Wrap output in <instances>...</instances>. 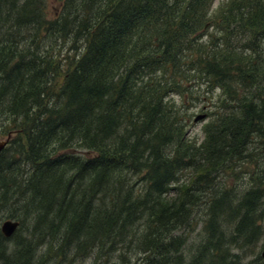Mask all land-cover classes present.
<instances>
[{"label": "trees", "instance_id": "1", "mask_svg": "<svg viewBox=\"0 0 264 264\" xmlns=\"http://www.w3.org/2000/svg\"><path fill=\"white\" fill-rule=\"evenodd\" d=\"M202 85L213 119L198 143L186 110ZM0 120V136L21 129L0 155V216L20 220L11 239L0 230V264H100L105 248L122 264L132 251L134 264H264L224 246L264 235V161L249 170L264 0H0ZM242 167L257 185L234 206L216 180ZM204 198L205 244L186 256L171 233Z\"/></svg>", "mask_w": 264, "mask_h": 264}, {"label": "rangeland", "instance_id": "2", "mask_svg": "<svg viewBox=\"0 0 264 264\" xmlns=\"http://www.w3.org/2000/svg\"><path fill=\"white\" fill-rule=\"evenodd\" d=\"M221 1V0H220ZM51 4H53V2H51ZM207 89V87H205V85L199 86V87H194V91H192V93L195 95V97L197 99H195L194 102V106H192L191 108H189L188 110H186V112L188 114H193L192 117V123L187 127V133L190 135L191 138H193L194 140H196L198 143L201 142V140L204 139L205 136V131H204V126L206 125V123H211V119L210 116L208 115L209 112H211V107H209L205 102H202L200 100V95L203 93V91H205ZM218 90V89H216ZM173 97L177 100V98L179 99L180 96H175V94L173 95ZM207 113V114H206ZM199 114H201L203 116V118L200 121H195L194 117ZM2 125V120H0V127ZM5 130H8L7 128H5ZM264 137V133L263 136H261V138ZM250 148L257 151L258 153H254V159L252 160L253 165L249 168V170H253L255 169L259 164L260 166L262 165L263 161H264V140L260 139V138H255L254 142H252L251 144L249 143ZM246 152H250V151H246ZM253 152V151H251ZM233 170V169H232ZM232 170H228L226 173H222L224 175H219L217 177L216 180V186L218 188V192L216 194H222V193H226L228 194L231 198H232V202L233 205L236 206L242 196L244 195V193L253 186L257 185V181L255 182L248 174H247V170L248 168H244L242 167V169L239 168H235V172L239 171L237 174L233 175L232 174ZM189 171V170H188ZM258 177V180H264V178L262 177ZM255 182V183H254ZM175 186H177V183H174ZM261 188L263 189L264 192V183H258ZM173 186V185H172ZM221 192V193H220ZM209 193H215V192H209ZM205 202V198L203 199L202 203H201V209L200 211L196 214V218L192 220V225L189 226H182L180 228L177 229H173L171 236L175 237L176 239L180 240L182 242V239H185V243L181 245L179 252H184L186 254V256H189L190 252L195 253L197 250L200 251L202 246L205 244H202V239H203V226H204V220L206 218V212L209 209V207L204 203ZM257 218L260 222H262L261 226L264 228V205H262L258 211L256 212ZM1 219L2 218L0 216ZM195 222H197V224H195ZM142 224V223H141ZM140 225V224H138ZM137 225V226H138ZM139 230H142V228H140ZM220 229L218 231L219 234H222V232L220 233ZM228 231V237L229 236H233L234 231L232 230H227ZM225 231L223 230V233ZM21 236H25L23 233L21 234ZM126 240H131L130 237H127ZM238 239L237 241H235L233 244L230 243L228 246L224 245L225 248H227L230 251V254L235 255V254H240L244 256V260L246 263L250 262L256 254L261 255V252L264 248V235H262L259 238H256V242L255 244L257 246H249L244 248L242 251H239L236 244H238ZM37 245V246H36ZM36 245L34 244V248L37 250L38 254H41L42 252H44L45 250V246L42 245V242H37ZM120 249H114V250H110L108 248H105V253L104 255H102V259L104 262L100 263V264H122L120 259L118 258V252ZM130 261L129 263L125 262L123 264H134L139 262L142 258H144L145 253L142 252H138V251H132L130 254ZM171 256V255H170ZM93 262V258L92 256H89L87 259L83 260L80 264H92Z\"/></svg>", "mask_w": 264, "mask_h": 264}, {"label": "water", "instance_id": "3", "mask_svg": "<svg viewBox=\"0 0 264 264\" xmlns=\"http://www.w3.org/2000/svg\"><path fill=\"white\" fill-rule=\"evenodd\" d=\"M201 117L202 116H199V118H201ZM10 135H9V138L7 140H0V152L4 149L5 145L8 143V141L10 139ZM18 225H19V223L17 221L7 220L3 223L2 230L7 236H10L17 229ZM262 255L264 257V250L262 252Z\"/></svg>", "mask_w": 264, "mask_h": 264}]
</instances>
